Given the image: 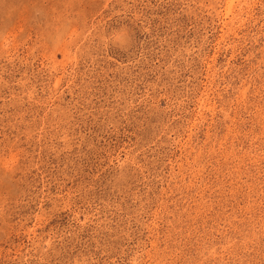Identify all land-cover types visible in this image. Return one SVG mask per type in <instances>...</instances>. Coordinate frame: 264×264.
I'll return each mask as SVG.
<instances>
[{
  "label": "rangeland",
  "instance_id": "obj_1",
  "mask_svg": "<svg viewBox=\"0 0 264 264\" xmlns=\"http://www.w3.org/2000/svg\"><path fill=\"white\" fill-rule=\"evenodd\" d=\"M0 264H264V0H0Z\"/></svg>",
  "mask_w": 264,
  "mask_h": 264
}]
</instances>
